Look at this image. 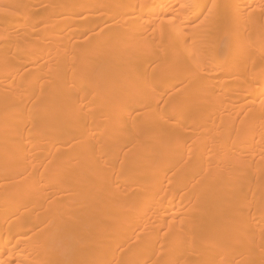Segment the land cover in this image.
<instances>
[{
  "label": "bare ground",
  "instance_id": "bare-ground-1",
  "mask_svg": "<svg viewBox=\"0 0 264 264\" xmlns=\"http://www.w3.org/2000/svg\"><path fill=\"white\" fill-rule=\"evenodd\" d=\"M0 264H264V0H0Z\"/></svg>",
  "mask_w": 264,
  "mask_h": 264
},
{
  "label": "rangeland",
  "instance_id": "rangeland-1",
  "mask_svg": "<svg viewBox=\"0 0 264 264\" xmlns=\"http://www.w3.org/2000/svg\"><path fill=\"white\" fill-rule=\"evenodd\" d=\"M104 27H105V26H99V27L97 28V30L100 31V30L104 29Z\"/></svg>",
  "mask_w": 264,
  "mask_h": 264
}]
</instances>
